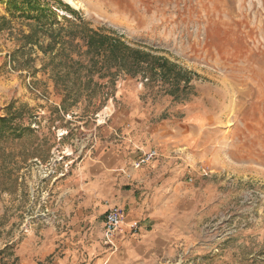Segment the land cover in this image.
Here are the masks:
<instances>
[{"label": "rangeland", "instance_id": "374dc122", "mask_svg": "<svg viewBox=\"0 0 264 264\" xmlns=\"http://www.w3.org/2000/svg\"><path fill=\"white\" fill-rule=\"evenodd\" d=\"M39 1L54 13L46 26L70 16L56 0ZM62 1L92 29L194 75L179 98L161 80L115 68L76 80L58 64L62 38L0 0V264L39 246L25 220L63 200L52 177L90 172L126 138L133 168L197 173L180 180L199 197L188 219L199 234L190 231L167 264H264V0ZM82 185L69 180L68 201H83Z\"/></svg>", "mask_w": 264, "mask_h": 264}, {"label": "crops", "instance_id": "0c3cea01", "mask_svg": "<svg viewBox=\"0 0 264 264\" xmlns=\"http://www.w3.org/2000/svg\"><path fill=\"white\" fill-rule=\"evenodd\" d=\"M127 142L123 141L119 150L109 149L112 153L102 155L88 173L66 176L65 171L58 175L53 181L56 193L65 194L54 210L60 208L63 227L50 224L38 229L42 222L28 223L30 229L25 232L29 236L35 229L41 234L37 237L39 246L32 254L21 250L17 264H167L190 231L194 239L198 237L200 222L190 223L188 219L193 217L199 197L187 193V184L180 180L184 175L191 180L190 175L197 173H177L173 179L170 173L133 168L129 165L136 155L128 150L133 151L136 145ZM74 177L82 180L84 190L83 201L77 204L68 201L71 193L66 188ZM112 205L124 212L123 223L115 232L114 248L102 237L104 213ZM134 222L135 230L131 228ZM32 234L35 238L37 233Z\"/></svg>", "mask_w": 264, "mask_h": 264}, {"label": "trees", "instance_id": "16d2710c", "mask_svg": "<svg viewBox=\"0 0 264 264\" xmlns=\"http://www.w3.org/2000/svg\"><path fill=\"white\" fill-rule=\"evenodd\" d=\"M56 1L62 10L69 12L70 16L63 15L62 22L54 19L46 26L45 22L54 18V13L51 11L47 13L49 9L47 1L41 3L39 0H9L14 9H24L28 12L26 14L29 18H35L37 24L42 22L43 24L39 26L50 30L53 40L62 38L59 39L61 48L56 51L57 56L63 55L58 64L67 73L74 74L76 80L81 74L89 76L96 73L100 76H113L115 73H111V69L115 68L116 72L125 70L132 76L142 74L144 77L149 76L152 80L167 83L166 93L174 98H179L190 89V78L194 75L191 71L168 61L163 56L130 47L119 36L92 29L87 21L67 3L62 0ZM29 10L34 11V14L30 15ZM51 24L58 26L54 29ZM71 47L78 48L76 58L72 56V53L65 52L68 48L72 49ZM83 56L88 57V60L84 61ZM57 74L60 76V72L55 76Z\"/></svg>", "mask_w": 264, "mask_h": 264}, {"label": "built area", "instance_id": "2783aa9c", "mask_svg": "<svg viewBox=\"0 0 264 264\" xmlns=\"http://www.w3.org/2000/svg\"><path fill=\"white\" fill-rule=\"evenodd\" d=\"M156 154V151L154 149H150L148 151H143L141 153V158L138 159L136 162V165L138 166L141 163H145L152 159ZM52 173H55L54 170H52ZM201 174H207V173H201ZM60 175V174H57ZM57 176L52 177V179L55 181ZM34 218V219H33ZM32 216L28 219H26V225L28 223L32 222H43L45 221L46 223L52 224V225H63V218L58 211L53 210L52 213L50 212L49 214L43 212L38 215ZM124 220V212L123 209L118 207L117 205H112L110 206L107 211L104 213V218L102 222V237L107 245L109 247L115 246L114 244V237H115V232L117 229L120 227V225L123 223ZM57 222V224H55ZM60 226V225H59ZM131 228L135 230L137 228V222H134L131 225Z\"/></svg>", "mask_w": 264, "mask_h": 264}, {"label": "bare ground", "instance_id": "6f19581e", "mask_svg": "<svg viewBox=\"0 0 264 264\" xmlns=\"http://www.w3.org/2000/svg\"><path fill=\"white\" fill-rule=\"evenodd\" d=\"M68 2H70V3L74 4V2H73L72 0H69Z\"/></svg>", "mask_w": 264, "mask_h": 264}]
</instances>
